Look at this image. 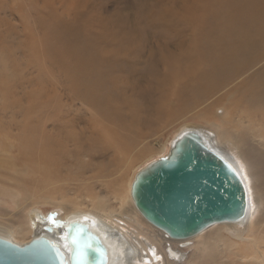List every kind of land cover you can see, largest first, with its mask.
Masks as SVG:
<instances>
[{"label":"rangeland","instance_id":"374dc122","mask_svg":"<svg viewBox=\"0 0 264 264\" xmlns=\"http://www.w3.org/2000/svg\"><path fill=\"white\" fill-rule=\"evenodd\" d=\"M15 2L19 3L17 0H0V81L2 80L0 82V224L10 228L16 227L19 222L24 223L26 217L28 218L34 212L53 218L69 216V213L75 215L77 212L74 209L89 214L92 213L88 211L92 210L93 204L97 199H101L105 203L103 207L105 212L101 213L102 217L105 216L106 220L113 224H116V220L118 223H123L121 226L124 230H135L133 235L139 241L147 240L155 249L162 252L161 256L163 255L165 258L163 242L160 239L154 240L155 236L160 235L150 229L151 225L143 220L133 208L129 195L130 185L139 171L152 162L166 157L174 140L185 130L199 131L198 133L206 131L213 136L214 142L211 143V146L214 150L227 161L229 160L239 172L241 180L243 179L242 183L246 190L248 203L246 216L250 217L248 219L249 224L246 226L241 239L230 235L231 231L226 230L229 229V226L224 224L209 226L190 242V250L186 253L187 259L185 255V260L182 263L253 264L252 258H256L258 255L264 256V115L255 122L250 123L244 120L238 122V114L234 113L231 108L241 94H247L243 91L246 80L241 82L242 88L236 89L239 87L236 86L238 81L257 68H261L264 65V60L257 65L258 67H254L251 73L244 74L238 81L228 83L226 87H224L226 82H224L225 84L221 83L217 89L213 90L211 93L213 95L203 98L199 105H181L171 94L164 105L162 118L152 117L150 126L144 127L147 128L145 130L151 132L148 137L141 138V142L123 161L116 157L115 160L118 159V163L121 161L119 167L112 164L105 166L106 164H103L104 158L99 157L95 159V164L100 163V166H95L97 170L93 168L92 173H87L82 178L78 176L81 171L80 165L63 164L76 160L71 155L74 150L73 143L68 139L62 142L58 151L51 157L43 154L46 163L28 161V156L33 157L34 153L36 154L42 139H45L49 132L55 128L66 130L61 125L67 123L68 119H80L78 126L81 128L82 126L88 127L89 120L94 116L93 108L82 104L85 103L84 95H82L85 90L84 85L81 84L77 89V85L70 78V73L62 71L63 65L51 67V61L64 48L60 42L62 31L70 24L75 23L77 27L79 26V36L86 37L85 43L91 41L89 38L94 36L92 31H97V27H99V29L109 33L107 37L114 39L120 33L125 37L122 39L123 42L130 41L132 44L133 41L132 46L136 50L139 47V44L135 43L137 40L142 45L146 41L147 43L142 47L146 56L151 53L160 54L171 63L168 64L164 60L161 62L160 59L159 65L156 66L157 73L163 72L164 66H166L165 69L177 74L180 72L177 67L181 59H186L192 50L196 51L197 43L190 36H186L181 41H176L174 37L178 36L176 34L188 35L192 32L179 22V18L176 19V23L173 21L172 30L174 31L172 32L177 31V33H171V38L165 36L167 33L164 30H167L161 20H158L152 28L144 26L147 18H143V21L138 23L139 27L137 21L141 18V4L142 6L147 5V11L152 16L151 19H158L159 17L164 19L168 17V13L163 16L162 13H153L151 10L154 7L156 9L170 7V9L173 8L171 11L175 12L182 6L183 0H55L53 4L46 6H42L40 3L37 10L25 7L23 11L18 8ZM40 18L41 24L38 25L35 20L39 21ZM114 21L117 24H114ZM118 22L126 24L122 23L125 27L119 31L114 30ZM61 24L62 27L59 29L58 35L52 39L53 53L50 56H45L41 61H38L31 56L30 49L28 51L27 49L22 50V45L28 44V39L33 37L39 42L47 35L48 28ZM93 25L97 30L93 29ZM160 31L162 35L157 36L155 33H160ZM129 34L134 37L137 34L136 41ZM141 35L144 41L140 38ZM79 40L82 41L81 38ZM123 46L120 54L117 52L118 67L117 64L113 66V75L120 76L121 73L122 77L126 76L129 74H126L127 68L138 70L137 74H139L146 64L144 62L145 57L142 59L141 54L125 52ZM255 54H258L257 50ZM140 55L141 57H139ZM137 61H141V64ZM151 75L147 74V77L140 79L139 88L145 89L149 86L148 84L152 82V79L149 80ZM34 87L43 88L45 91L35 90ZM8 88L10 92H7ZM33 89L34 92L40 94V97H35L33 102L35 104L28 106L23 103V100H19L21 96L33 92ZM99 89L102 90L100 87ZM127 91L130 90L126 89L123 94ZM143 96L147 101L148 98H155L154 95ZM132 98L127 97L126 99L131 100ZM68 106H75V111L66 116L64 111ZM207 107L212 108H208L206 114H202ZM55 109H59L61 114L58 125L53 127L51 120ZM79 123L81 124L79 125ZM217 125L219 126L218 130H216ZM71 129L78 132V128L75 126ZM249 130L262 137V140L257 137L252 139L253 136L249 135ZM29 131L38 139L28 138ZM214 135H217L216 138ZM145 147L149 151L138 157ZM56 158H61L63 161L59 163ZM88 161L90 160L84 157L80 159L82 165ZM59 165L60 167H58ZM246 170L248 171L247 174ZM96 171L100 173L99 178L92 175L97 173ZM113 171L115 172L113 173ZM107 188L109 189L107 190ZM85 195H88L89 199ZM244 226L245 224L241 227ZM12 235V242L20 246L28 243L34 236L32 232L23 236ZM141 247L145 249L144 244Z\"/></svg>","mask_w":264,"mask_h":264},{"label":"bare ground","instance_id":"6f19581e","mask_svg":"<svg viewBox=\"0 0 264 264\" xmlns=\"http://www.w3.org/2000/svg\"><path fill=\"white\" fill-rule=\"evenodd\" d=\"M17 1L19 3L15 2V4L17 3L18 8L23 11V8L25 7L37 10L40 3L42 6H46L53 4L55 0ZM140 9L141 18L139 21H137V25L143 21V18H147L146 23L144 22V26L147 28H152L158 20H161L164 23L165 29L167 30H164V32L167 33L165 36L169 38H171V33H177V31L175 33L172 32L174 31L172 30V26L174 23L173 21L176 23V19L179 18V22H181V24L183 23L185 25L184 27H186V29L190 30L192 33L188 35L176 34L178 36L174 38L176 41H181L186 36L194 38L197 43L196 51L192 50L190 54L186 56V59H181L177 67L180 69L179 73L175 74L168 71L165 69L166 66H164L165 68L163 72L157 73L156 66L159 65L160 59L162 60L161 62L164 60L168 64L171 63L160 54L151 53L146 56L142 47H144L143 45L147 42L145 41V43L142 45L141 42L138 40L136 41L135 37L138 33L135 37L129 34L135 38V43L139 44V47L136 50L133 49L132 46L134 42L132 41V44H130V41L123 42L122 39L125 37L120 35V33L118 34L119 36H116L113 39L112 37H107L109 36V33L104 32V30L99 29V27H97V30L94 25L93 29H96L97 31H92L94 36L89 38L91 41L84 43L86 37H81V35L79 36V26L77 27L75 23L70 24L64 31H62L60 42L64 45V48L62 52L55 56L51 61V67L53 68L56 65H63L62 71L70 73V78L77 85V89L81 86V84L84 85L85 90L82 95H84L83 99L85 103L82 104L91 106L94 110V116L89 120L90 122L88 123V127L82 126L80 128V126H78L80 119H68L66 121L67 123L61 125V127L65 128L66 130L55 128L53 131L49 132L47 137L42 139V143L39 149L36 151V154L34 153L33 157H30V155L28 156L29 162L46 163L43 154L47 157H51V155L58 151V147L62 145V142H64L65 139H68L73 143L74 150L72 151L71 155L72 157L76 158V160L63 164L70 165V163H74L78 166L80 165L81 171L78 176L83 178L87 173H92V169H96L95 166H100V163L95 164V159L99 157L104 158L103 164H106L105 166H111L112 164L119 167L121 161L127 158L130 152L141 142V138L148 137V135L151 133L150 130H145L147 128H144L145 126H150L151 118H162L164 105L166 104L167 98L170 97L171 94L181 105H199L202 103L203 98L205 99L212 96L213 94L211 93L213 90L217 89L221 83L226 82V85H223L226 87L228 86V83L230 84L234 81H238L244 74L248 72L251 73L254 67L264 60V0H183L182 6L179 7L178 11L175 10L176 13L171 11L173 8L170 9V7L160 9H156L154 7L151 10L153 13H162L163 16L168 13V17H165L164 19L161 17L158 19H151L152 16L151 13L147 11V5L142 6L141 4ZM40 20L41 18L39 21L36 19L35 22L39 25L41 24ZM122 23L125 24L124 22H118V25H115L116 29L114 30L119 31L121 28L125 27ZM114 24L117 23L115 22ZM174 25L176 26V24ZM61 27L62 24L60 26H51L50 29L48 28L47 35L39 42L38 40H34L33 37L28 39V44H23L22 50L27 49L28 51L30 49L31 56H33L38 61H41L45 56H50L53 53L52 39L58 35L59 29ZM223 29L224 31H222ZM127 32L123 33L128 34L129 32ZM155 34L157 36L162 35V32L160 31V33ZM80 38L82 41L79 40ZM111 38L113 39L112 41ZM140 38H142L144 41L142 35ZM140 38L139 40H141ZM122 46L124 47L125 52L141 54L142 59L145 57L144 62L146 64L139 74H137L138 70L135 71L127 68V73H125H129L128 75L123 77L121 73L120 76L113 75V66L117 64L116 66L118 67V63L116 62L117 52L120 54L121 50L123 49ZM256 50L258 54H255ZM141 55L139 57H141ZM147 74H152L149 78V80L152 79V82L148 84L149 86L147 88L141 89L139 88L141 81L140 79L147 77ZM126 79H128L129 82ZM133 80L135 82H131ZM243 80H246V84L243 88L244 90H242L247 94H241L236 103H231L232 106L234 105L231 108L233 109L234 113L238 114V122L244 120L251 123L257 121L262 115H264V65L261 68L254 70L248 76H243L238 81L236 86L239 87H236V89L242 88L241 82ZM99 87L103 91L100 90ZM34 89L42 90L43 92L46 90L45 86V90L39 87H34ZM34 89L33 92H29L28 94L21 96V99L19 98V100H23V103H26L28 106L35 104L33 103L34 99L35 97H40V94L34 92ZM126 89H129L130 91H127L123 94ZM172 90H174V92H171ZM7 92H10L9 88ZM143 95H154L155 98H148L149 100L147 101ZM127 97L133 98L131 100H127ZM243 101L244 103H242ZM208 108L211 109L212 107L205 108L202 114H206ZM72 111H75V106H68L64 111V114L69 116ZM60 114V110L55 109L53 118L51 120V125L53 127L58 125ZM80 124L81 123H79V125ZM73 126L78 128V132H76L75 129H71ZM216 127V130H218L219 126L217 125ZM186 131L189 130H185L184 132ZM249 131V135L253 136L252 139L257 137L259 140H262V137L257 136L258 134L255 135L253 131ZM199 134L209 144L211 149L215 151L211 146V143L214 141L212 140L213 136L210 134V132L200 131ZM27 136L30 139H38L31 131L28 132ZM148 151L149 149L145 147L142 153L139 152L140 154L138 157L144 155ZM215 152L218 153L217 151ZM83 157L90 160L88 163H85V165L80 163V159ZM116 157H118V159L120 158L121 161H119V163L118 159L115 160ZM56 159L59 161V163L63 161L61 158ZM225 160L227 161V159ZM227 162L230 163L229 160ZM231 166L236 170L234 165L231 164ZM58 167H60V165ZM114 172L115 171H113V173ZM236 172L239 175L237 170ZM247 173L248 171L246 174ZM92 175L99 178L100 173L97 172ZM108 189L109 188H107V190ZM86 197L89 199L88 195ZM93 205L94 206L92 210L88 211L92 213L84 214L82 213L83 211L74 209L77 212L75 215H70L69 213V216L59 217L60 219L53 218L51 216H43L38 212H29L31 213V216L28 218L26 217L24 223L22 222L21 224L19 222L16 227L13 226L10 228L7 225L0 224V238L3 237V239L12 242V234L23 236L32 232L34 234L33 238L44 236L50 240L59 241L65 223L75 219H85L106 245L109 256V264H183L182 262L185 260V255L187 251L190 250V242L197 237L196 235L195 237L189 238L187 240H173L167 235L165 236L162 231L150 226V229H153L158 233V235H160L155 236L154 240L160 239V241H162L164 244V258L163 255L161 256L162 252H160L158 249H155V247L147 240L139 241L137 237L133 235L135 230H124V228L121 226L123 223H118L116 220V224H113L108 222L105 216L102 217L101 213L105 212L103 211L105 203L101 199H97ZM133 208L135 209L134 205ZM37 215L42 216V219L39 220ZM249 218L248 216H245V218L238 223L221 224L229 226V229L226 230L231 231L230 235H233L237 239H241L244 235L246 226L249 224ZM133 222L136 224L135 220H133ZM243 224H245V228L241 227ZM46 225L53 227L52 234L45 232L44 226ZM142 244L145 245L146 250L141 247ZM148 252H151L154 255L156 258L155 261ZM169 253L177 254L179 256L177 259H173L170 257ZM252 262L253 264H264V256L258 255L256 258H252Z\"/></svg>","mask_w":264,"mask_h":264},{"label":"water","instance_id":"95a60500","mask_svg":"<svg viewBox=\"0 0 264 264\" xmlns=\"http://www.w3.org/2000/svg\"><path fill=\"white\" fill-rule=\"evenodd\" d=\"M130 199L147 223L173 240L195 237L214 224L238 223L248 207L236 170L193 130L180 134L166 157L134 176ZM44 230L53 233L52 226ZM0 264H109V256L92 226L75 219L65 223L59 241L39 236L20 246L0 238Z\"/></svg>","mask_w":264,"mask_h":264},{"label":"flooded vegetation","instance_id":"af4514ba","mask_svg":"<svg viewBox=\"0 0 264 264\" xmlns=\"http://www.w3.org/2000/svg\"><path fill=\"white\" fill-rule=\"evenodd\" d=\"M149 253V252H148Z\"/></svg>","mask_w":264,"mask_h":264}]
</instances>
